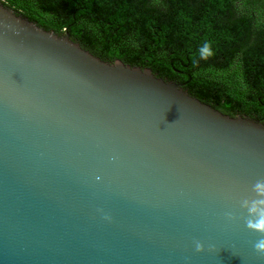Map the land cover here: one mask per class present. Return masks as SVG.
I'll list each match as a JSON object with an SVG mask.
<instances>
[{
	"label": "water",
	"instance_id": "obj_1",
	"mask_svg": "<svg viewBox=\"0 0 264 264\" xmlns=\"http://www.w3.org/2000/svg\"><path fill=\"white\" fill-rule=\"evenodd\" d=\"M261 178L259 120L0 1V264H264L240 208Z\"/></svg>",
	"mask_w": 264,
	"mask_h": 264
},
{
	"label": "trees",
	"instance_id": "obj_2",
	"mask_svg": "<svg viewBox=\"0 0 264 264\" xmlns=\"http://www.w3.org/2000/svg\"><path fill=\"white\" fill-rule=\"evenodd\" d=\"M112 63L149 68L220 112L264 124V0H0ZM208 42L214 56L193 62Z\"/></svg>",
	"mask_w": 264,
	"mask_h": 264
},
{
	"label": "clouds",
	"instance_id": "obj_3",
	"mask_svg": "<svg viewBox=\"0 0 264 264\" xmlns=\"http://www.w3.org/2000/svg\"><path fill=\"white\" fill-rule=\"evenodd\" d=\"M212 45L208 42L203 43L196 53L193 54V62L196 63L199 60H208L214 56ZM100 178L97 177V180ZM253 195L248 198H244L240 201V208L245 210L247 217L245 219V225L251 232H255L260 236L254 245V251L258 258L264 259V178L256 180L251 186ZM225 218L228 222H234L237 217L233 212H227ZM104 219L111 221V217L105 215ZM195 251L202 253L205 251V245L200 241H194ZM209 250L215 249L209 245Z\"/></svg>",
	"mask_w": 264,
	"mask_h": 264
}]
</instances>
